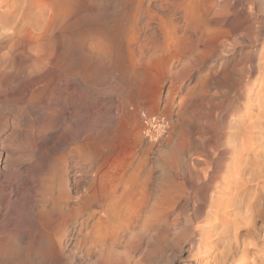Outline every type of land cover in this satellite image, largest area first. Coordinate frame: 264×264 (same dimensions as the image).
<instances>
[{
    "label": "rangeland",
    "instance_id": "374dc122",
    "mask_svg": "<svg viewBox=\"0 0 264 264\" xmlns=\"http://www.w3.org/2000/svg\"><path fill=\"white\" fill-rule=\"evenodd\" d=\"M136 1L45 0L49 16L41 20L47 24L33 29L39 39L29 40L28 31L13 40L0 33V180L6 189H0V202L9 199L15 214L10 233L0 242V264H193L200 255L196 230L208 223L205 209L203 214L194 209L203 200L201 183L175 200L172 195L186 186L184 169L189 164L206 166L210 175L215 170L216 177L219 173L213 183L221 178L231 162L228 127L242 109L243 94L250 92L252 81L264 93V0H211L212 16L223 22L222 32L205 49L194 36L186 39L183 6ZM159 3L162 7L154 8ZM78 77L84 83L76 81ZM141 112L162 116L166 130L155 139L147 138ZM66 118L70 121L64 122ZM53 131L61 133L50 138ZM38 134L48 142L42 143L44 135L39 139ZM27 139L36 145L34 154L25 151ZM68 147L78 152L62 158L59 154ZM133 166L138 169L128 178ZM74 171L79 173L78 182ZM2 204L0 215L7 206ZM168 204L173 206L160 209ZM21 229L27 230L25 236L36 233L33 242L20 241ZM78 231L79 239L74 240L71 234Z\"/></svg>",
    "mask_w": 264,
    "mask_h": 264
},
{
    "label": "bare ground",
    "instance_id": "6f19581e",
    "mask_svg": "<svg viewBox=\"0 0 264 264\" xmlns=\"http://www.w3.org/2000/svg\"><path fill=\"white\" fill-rule=\"evenodd\" d=\"M129 1V0H128ZM139 1V0H137ZM136 1V2H137ZM167 2L171 5L172 8H179L183 6V30L184 34L187 33L189 40H191L192 36H194V40L196 41L195 43L200 44L202 42V45L204 49L206 46L212 42V41H217L219 34L222 32V23L218 17H213L211 10L213 9V4L211 0H181L178 2H175L173 0H164V2ZM59 2V1H58ZM69 2V1H68ZM131 2V1H130ZM144 2V1H143ZM149 3V2H148ZM144 4V3H143ZM146 4V3H145ZM46 3L45 0H0V33L3 32L4 35L9 36L12 38L16 37H21L25 32V36L29 37V40H34L35 38H38L39 36H35L33 34V29L40 30L44 29L43 23L46 21H42V17L44 18L47 13L48 9L46 8ZM63 5V4H62ZM65 5V4H64ZM68 6V4H67ZM134 6V5H133ZM137 6V5H136ZM48 7V6H47ZM50 7V5H49ZM48 7V8H49ZM60 7V6H59ZM138 7V6H137ZM150 7V6H149ZM161 3L154 5V8H161ZM134 8V7H133ZM51 9V8H50ZM60 9V8H58ZM63 9V8H62ZM142 9V8H141ZM134 10V9H133ZM136 10V9H135ZM138 10V9H137ZM136 10V11H137ZM145 10V8L143 9ZM52 11V10H51ZM49 11V14L50 12ZM55 11V9H54ZM66 11V10H65ZM135 11V12H136ZM154 11V10H153ZM168 12V10H166ZM62 12V10H61ZM142 12V11H141ZM144 12V11H143ZM159 12V11H158ZM157 12V13H158ZM171 12V11H170ZM170 12L168 14L170 15ZM173 12V11H172ZM152 13V12H151ZM174 13V12H173ZM178 13V12H176ZM174 13V15L176 14ZM181 13V12H180ZM179 13V14H180ZM211 13V15H210ZM128 14V13H127ZM137 14V13H136ZM135 14V15H136ZM139 14V13H138ZM144 14V13H142ZM147 14V13H145ZM160 14V13H159ZM167 14V13H166ZM167 14V16H169ZM54 13L52 12V16ZM157 14H155L156 16ZM49 16V15H47ZM137 16V15H136ZM164 16V15H163ZM138 17V16H137ZM154 17V16H153ZM165 17V16H164ZM171 18V16H169ZM168 17V19H169ZM46 18V17H45ZM157 18H159V21H161V17L157 15ZM173 18V15H172ZM135 19V17H134ZM140 19V17L138 18ZM137 20V19H136ZM156 20V19H155ZM166 20V18L164 19ZM173 20V19H172ZM158 21V20H157ZM158 21V22H159ZM60 22V21H59ZM143 22V21H142ZM146 22V21H145ZM49 23V22H48ZM136 23V22H135ZM148 23V22H147ZM171 23V22H170ZM44 24H47L46 22ZM146 24V23H145ZM172 24V23H171ZM67 25V24H66ZM149 25V24H146ZM158 25V24H157ZM50 26V25H49ZM46 27V25L44 26ZM55 27V26H54ZM135 27V26H134ZM141 27V26H140ZM149 27V26H148ZM178 27V23L175 22L173 24L174 29ZM26 28V29H25ZM47 28V27H46ZM49 28V27H48ZM138 28V27H136ZM150 28V27H149ZM25 29V30H24ZM61 29V28H60ZM147 29V28H146ZM145 29V30H146ZM47 30V29H46ZM135 30V29H134ZM138 30V29H137ZM143 30V26H142ZM150 30V29H149ZM172 30V29H170ZM169 30V31H170ZM32 31V32H31ZM45 31V30H44ZM123 31V30H122ZM128 31V30H125ZM131 31V30H130ZM129 31V32H130ZM136 31V30H135ZM141 31V30H140ZM144 31V30H143ZM142 31V32H143ZM167 31V30H165ZM179 31V30H178ZM23 32V33H22ZM41 32V31H40ZM50 32V31H49ZM128 32V33H129ZM134 32V31H133ZM164 32V31H163ZM162 32V33H163ZM181 32V31H180ZM22 33V35H21ZM44 34V32H42ZM47 33V32H46ZM141 33V32H140ZM165 33V32H164ZM178 33V32H177ZM2 34V33H1ZM0 34V35H1ZM41 35V37L43 36ZM166 34V33H165ZM175 34V33H174ZM3 35V34H2ZM1 35V36H2ZM21 35V36H20ZM37 35V34H36ZM132 35V33H131ZM129 35V36H131ZM141 35V34H140ZM5 36V37H6ZM46 37V35L44 34ZM44 36L42 38H44ZM48 36V35H47ZM126 36V35H125ZM134 37V35H132ZM165 36V35H164ZM169 36V35H168ZM6 37V38H9ZM137 37V36H136ZM144 37V36H142ZM149 37V36H148ZM27 38V37H25ZM40 38V39H42ZM122 38V37H121ZM125 38V37H124ZM129 38V37H128ZM130 37V41H131ZM139 38V37H138ZM175 38V37H173ZM191 38V39H190ZM10 39V38H9ZM20 39V38H19ZM24 39V38H23ZM39 39V38H38ZM50 39V38H49ZM143 39V38H142ZM147 39V38H146ZM171 39V38H170ZM8 40V39H7ZM10 40V41H12ZM16 40V39H15ZM43 40V39H42ZM119 40V39H118ZM145 40V39H144ZM151 40V39H150ZM165 40V39H164ZM184 40V39H183ZM50 41V40H49ZM139 41V40H138ZM143 41V40H142ZM22 42V40H21ZM28 42V41H27ZM43 42V41H42ZM133 42V41H132ZM141 42V39H140ZM147 42V41H146ZM186 42V41H185ZM15 43H17L15 41ZM25 43V42H24ZM22 43V45L24 44ZM35 43V42H34ZM34 43H32L34 45ZM102 43V42H101ZM154 43V42H153ZM189 43V42H187ZM194 43V44H195ZM11 44V43H10ZM30 44V43H29ZM38 44V41H37ZM13 45V44H12ZM11 45V47H13ZM18 45V43H17ZM32 45V46H33ZM187 45V44H186ZM185 45V46H186ZM192 45V44H190ZM196 45V44H195ZM201 45V44H200ZM39 46V45H38ZM43 46V45H42ZM41 46V47H42ZM91 46V45H90ZM175 46V45H174ZM198 46V45H197ZM34 47V46H33ZM40 47V46H39ZM45 47V46H44ZM93 47V46H92ZM31 47L29 46V49ZM37 48V47H36ZM35 48V50H36ZM185 48V47H184ZM187 48V46H186ZM198 48V47H197ZM200 48V46H199ZM28 49V48H26ZM39 49V48H38ZM43 49V48H42ZM16 50V49H15ZM34 50V49H33ZM202 50V49H201ZM13 51V50H12ZM32 51V50H31ZM31 51H29L31 53ZM42 51V50H41ZM44 51V49H43ZM184 51V50H183ZM264 51V50H263ZM8 53V52H7ZM18 53V52H17ZM21 53V52H20ZM33 53V51H32ZM36 53V52H35ZM39 53V52H38ZM41 56L43 55V52H41ZM45 53V52H44ZM260 54V53H259ZM31 55V54H30ZM37 55V54H36ZM39 55V54H38ZM39 55V56H40ZM48 56L47 54H45ZM32 56V55H31ZM38 56V57H39ZM44 56V57H46ZM53 57L51 54L49 57ZM34 57V56H33ZM43 57V56H42ZM41 57V59H42ZM50 58V59H51ZM48 59V58H47ZM38 60V59H37ZM49 60V59H48ZM56 60V59H55ZM54 60V61H55ZM51 61V60H49ZM264 61V60H263ZM35 63V62H34ZM37 64V63H36ZM40 64V63H38ZM38 64L34 66L38 67ZM44 64V63H43ZM41 65V64H40ZM45 65V64H44ZM43 65V66H44ZM264 65V62L262 63ZM261 65V66H262ZM42 66V67H43ZM41 67V66H40ZM39 67V70L42 68ZM45 67V66H44ZM46 68V67H45ZM48 68V66H47ZM59 68V67H58ZM51 69V68H50ZM48 69V70H50ZM57 69V68H56ZM31 70V69H30ZM34 70V69H32ZM45 71V70H44ZM55 71V70H54ZM61 71V70H60ZM29 72V71H28ZM32 72V71H31ZM37 72V70H36ZM41 73L42 70H40ZM46 72V71H45ZM51 72V71H50ZM73 72V71H72ZM87 72V71H86ZM34 73V72H33ZM38 73V72H37ZM35 73L34 75H36ZM57 73V70L55 71ZM63 73V72H62ZM28 74V73H27ZM50 73H48L49 75ZM52 74V73H51ZM79 74V73H78ZM25 75V74H24ZM53 75V74H52ZM56 75V74H55ZM54 75V76H55ZM77 75V73L75 74ZM33 76V75H32ZM38 76V75H37ZM47 77V75H45ZM61 76V75H60ZM64 76V74H63ZM36 77V76H35ZM33 77V78H35ZM43 77V76H42ZM45 77V78H46ZM52 77V76H51ZM57 77V76H56ZM74 77V76H72ZM41 78V77H40ZM48 78V77H47ZM53 78V77H52ZM55 78V77H54ZM62 78V77H61ZM255 78V77H254ZM259 78V77H258ZM262 78V77H261ZM53 80V79H52ZM76 81L82 84L81 78H76ZM251 80V79H250ZM257 81V78H255ZM174 82V81H173ZM84 83V82H83ZM250 83V82H249ZM259 83V82H258ZM51 84V82H50ZM55 84V83H54ZM71 83H69L70 85ZM248 84V83H247ZM53 85V84H52ZM57 85V84H56ZM68 85V86H69ZM244 85V84H243ZM246 85V84H245ZM251 88L250 92L243 94V103L241 104V111L240 113L232 120L231 124L229 125V131H228V137L226 138L228 143H227V151L229 149V155L231 156V162H228L229 164L224 167V169L221 171L223 172L220 175V179H218L217 182L213 183L214 178L217 176L216 174L210 175L209 173L211 170H209L206 166L200 167L199 163L196 165L195 163L189 164L187 167V184L186 186L183 185V188H180L177 190V192L172 195V199L175 200L178 196L181 194L183 195L188 194V190L193 189L196 184L200 185L198 182L201 183L199 186L198 190L200 189L201 192H203L204 196L203 200L200 199L201 201L194 205V209L196 212H200L203 210L204 212V222H208L206 225H198V236H199V243H201V252L199 256H197L194 259L193 264H264V149L261 147L264 144V93L260 94L261 88L260 87H255V82H251ZM46 84V88H47ZM51 86V85H50ZM54 86V85H53ZM65 86V84H64ZM74 87V85H72ZM80 86V85H79ZM247 86V85H246ZM260 86V85H259ZM58 87V86H57ZM60 87V86H59ZM72 87V88H73ZM82 87V86H81ZM249 89V85L247 86ZM55 88V87H54ZM63 88V87H62ZM260 88V89H258ZM41 89V88H40ZM39 89V90H40ZM51 89V87H50ZM61 89V88H60ZM64 89V88H63ZM66 89V88H65ZM70 89V86L69 88ZM56 90V89H55ZM62 90V89H61ZM32 91V90H31ZM46 91H48L46 89ZM50 91V90H49ZM48 91V92H49ZM64 91V90H63ZM245 91V90H244ZM249 91V90H248ZM66 92V91H65ZM27 93V92H26ZM30 93V92H29ZM50 93V92H49ZM61 93V92H60ZM63 93V92H62ZM69 93V92H68ZM67 93V94H68ZM72 93V92H71ZM70 93V94H71ZM75 93V92H74ZM244 93V92H243ZM21 94V93H20ZM36 94V93H35ZM57 94V93H56ZM65 94V93H64ZM69 94V95H70ZM28 95V94H27ZM62 95V94H61ZM72 95V94H71ZM81 95V94H80ZM22 96V95H20ZM51 96V94H50ZM27 97V96H26ZM53 97V94H52ZM68 97V95H67ZM29 98V97H28ZM51 99V97H49ZM62 98V97H61ZM65 98V96H64ZM63 98V100H64ZM69 98V97H68ZM54 100H57L53 98ZM28 100V99H27ZM60 100V98L58 99ZM66 100V99H65ZM71 100V99H70ZM57 106V105H56ZM63 106V105H62ZM240 107V105H239ZM59 109V108H58ZM54 109V110H58ZM64 110V109H63ZM238 110V109H237ZM50 111V110H49ZM59 111V110H58ZM48 112V111H47ZM46 112V113H47ZM52 112V111H51ZM62 112V111H61ZM59 112V113H61ZM64 112V111H63ZM237 112V111H236ZM58 113V114H59ZM57 114V113H56ZM55 114V115H56ZM57 114V115H58ZM64 114V113H63ZM237 114V113H235ZM45 115V114H44ZM48 115V114H46ZM50 115V114H49ZM52 115V114H51ZM61 115V114H60ZM131 115V114H130ZM66 117V115H64ZM113 116V114H112ZM128 116V115H127ZM57 117V116H55ZM63 117V116H62ZM54 118V116L52 117ZM61 118V117H60ZM113 118V117H112ZM44 119V118H43ZM48 120V119H47ZM46 120V121H47ZM54 120V119H53ZM63 120V119H61ZM69 119L66 118V120H63L64 122ZM112 120V119H111ZM140 120L143 126V134L150 139H155L158 136H160L167 127V122L162 116L159 115H151L147 114L145 112L140 113ZM42 121V119H41ZM45 121V123H46ZM52 121V120H51ZM62 121V122H63ZM70 121V120H69ZM44 121L41 122V124ZM61 122V123H62ZM44 123V124H45ZM53 123V122H52ZM51 123V124H52ZM59 123V122H58ZM59 123V124H61ZM68 123V122H67ZM40 124V125H41ZM49 124V123H47ZM57 124V122L55 123ZM44 126V125H43ZM46 126V125H45ZM44 126V128H45ZM50 126V125H49ZM61 126V125H58ZM58 126H55V129L58 128ZM102 126V125H101ZM104 126V125H103ZM107 126V125H106ZM52 127V125L50 126ZM48 127V128H50ZM54 127V125H53ZM108 127V126H107ZM110 127V126H109ZM40 128V127H39ZM47 128V126H46ZM60 128V127H59ZM43 129V128H41ZM51 129V128H50ZM39 130V129H37ZM49 130V129H48ZM68 130V128H67ZM107 130V129H106ZM46 131V130H45ZM103 131V130H102ZM105 131V129H104ZM37 132V131H36ZM40 133V131H38ZM48 132V131H47ZM50 132V131H49ZM97 132V131H96ZM107 132V131H106ZM105 132V133H106ZM61 133V132H59ZM58 131H53L50 133L48 136L50 138L56 137V134H59ZM103 133V132H102ZM99 133H97L98 135ZM110 134V133H109ZM39 135V134H38ZM38 135H36L38 137ZM41 135V134H40ZM39 135V136H40ZM44 135V134H43ZM40 136L39 139H41ZM86 135V134H85ZM105 135V134H104ZM111 135V134H110ZM34 136V138L36 137ZM58 136V135H57ZM87 136V135H86ZM85 136V137H86ZM102 136V135H101ZM227 136V135H226ZM92 137V135H91ZM95 137V136H94ZM98 137V136H97ZM105 138V137H104ZM46 139L47 137L42 138L41 142L46 143L48 142ZM88 139V138H87ZM92 139V138H91ZM106 139V138H105ZM37 140V139H36ZM57 140V138H56ZM61 140V139H60ZM84 140V139H83ZM26 141V140H25ZM24 141V143H25ZM40 141V140H39ZM71 141V140H70ZM61 142V141H60ZM65 142V141H62ZM85 141L84 143H86ZM107 142V141H106ZM68 143V142H67ZM71 143V142H70ZM69 143V144H70ZM77 143V142H76ZM83 145V142H80ZM108 143V142H107ZM226 143V142H225ZM34 141L32 142L31 140L26 141L25 144V151L27 153H33L36 145H34ZM57 144V143H55ZM68 144V145H69ZM90 144V143H89ZM58 145V144H57ZM61 145V144H60ZM76 145V144H75ZM107 145V144H106ZM44 146V145H43ZM62 146V145H61ZM84 147H87L83 145ZM102 146V145H101ZM63 147V146H62ZM66 147V145H65ZM78 147V146H76ZM90 147V146H89ZM92 147V146H91ZM90 147V148H91ZM94 149L96 148V145L93 146ZM104 146L101 147V149ZM225 148V146H223ZM22 148V147H21ZM40 148V147H39ZM38 148V149H39ZM69 148V147H68ZM65 149L62 151L60 156L64 158L68 152V155L70 154L69 152H78L75 151V148H69ZM81 148V147H80ZM97 148H99L97 146ZM105 148V147H104ZM222 148V149H224ZM56 149V148H55ZM79 149V148H78ZM87 149V148H86ZM85 149V151H87ZM106 149V148H105ZM81 150V149H80ZM84 150V149H83ZM44 151V150H43ZM50 151V150H49ZM96 151V149H95ZM223 151V150H222ZM221 151V152H222ZM38 154H40L41 150H37ZM52 152V151H51ZM81 152V151H80ZM84 152V151H83ZM97 152V151H96ZM94 152V153H96ZM99 153L101 151H98ZM97 152V153H98ZM225 152V151H224ZM42 153V152H41ZM85 153V152H84ZM109 153V150H108ZM228 153V152H226ZM77 154V153H76ZM83 154V153H80ZM86 154V153H85ZM90 154V152L88 153ZM92 154V152H91ZM102 154V153H101ZM100 154V155H101ZM225 154V153H224ZM29 155V154H28ZM52 155V154H51ZM111 155V154H110ZM39 156V155H38ZM58 156V155H57ZM75 156V155H74ZM77 156V155H76ZM81 156V155H80ZM86 156V155H85ZM102 156V155H101ZM215 156V155H214ZM88 158V156H86ZM93 157V156H92ZM110 157V156H108ZM226 157V155H225ZM43 158V157H42ZM61 158V157H60ZM59 158V159H60ZM79 158V157H78ZM77 158V159H78ZM83 158V157H82ZM81 158V159H82ZM90 158V155H89ZM97 158V157H96ZM95 158V159H96ZM101 158V157H99ZM98 158V159H99ZM106 158V157H105ZM66 159V158H65ZM93 159V158H92ZM90 159V160H92ZM197 159V158H196ZM198 162H201V159H197ZM42 160V159H41ZM79 160V159H78ZM77 160V161H78ZM89 160V159H88ZM105 160V159H104ZM194 160V159H193ZM74 161V160H73ZM72 162V161H71ZM81 162V161H79ZM78 162V163H79ZM83 162V160H82ZM90 162V161H89ZM77 163V162H76ZM77 163V164H78ZM87 163V162H84ZM83 163V164H84ZM102 163V161H101ZM75 164V162H74ZM82 164V163H81ZM92 164V162L90 163ZM98 164V163H97ZM201 164V163H200ZM50 165V164H49ZM71 165V164H70ZM106 165V164H105ZM76 166V165H75ZM90 166V165H89ZM94 166V165H93ZM92 166V167H93ZM99 166V165H98ZM109 166V165H108ZM77 167V166H76ZM97 167V166H96ZM134 167V166H133ZM72 168V167H70ZM85 168V167H84ZM89 168V167H87ZM122 168V167H121ZM120 168V169H121ZM78 169V168H77ZM76 169V170H77ZM81 169V168H80ZM96 169V168H95ZM100 169V167H99ZM132 169V168H131ZM138 168L135 166L131 174H129L128 178H131L132 176L135 175V170ZM74 170V169H73ZM66 171V170H65ZM68 171V170H67ZM83 171V170H82ZM115 171V170H114ZM69 172V171H68ZM94 172V171H93ZM99 172V171H98ZM103 172V171H102ZM150 172V171H149ZM219 172V171H218ZM54 173V172H53ZM65 173V172H64ZM74 177L78 176L79 173L77 174L76 171L73 172ZM82 173V172H81ZM85 173V171H84ZM89 173V172H87ZM101 174V171H100ZM117 174V173H116ZM123 174V173H122ZM121 174V175H122ZM147 174V172H146ZM149 174V173H148ZM185 174V173H184ZM218 177H219V173ZM88 175V174H87ZM103 175V174H102ZM124 175V174H123ZM137 175V174H136ZM65 176V175H64ZM92 176V175H91ZM126 176V175H125ZM24 175H20L19 178L24 179ZM68 177V176H67ZM87 177V176H86ZM96 177V176H95ZM121 177V176H120ZM123 177V176H122ZM127 177V176H126ZM185 177V176H184ZM216 177V178H218ZM53 178V177H52ZM83 178V177H81ZM91 178V177H90ZM31 179V178H30ZM69 179V178H68ZM137 179V178H136ZM55 180V179H54ZM77 182L80 181L79 178H76ZM121 180V178H120ZM126 180V179H125ZM185 180V179H184ZM74 181V180H73ZM100 181V179H99ZM139 181V180H138ZM122 182V180H121ZM132 182V181H131ZM144 183L143 181H141ZM147 182V181H146ZM89 183V182H88ZM94 183V182H93ZM135 183V182H134ZM129 184V183H128ZM147 184V183H146ZM90 185V184H89ZM93 185V184H92ZM135 185V184H134ZM181 185V183H180ZM197 185V186H198ZM68 186V185H67ZM66 186V187H67ZM86 186V185H85ZM115 186V185H114ZM127 186V185H125ZM142 186V185H140ZM185 186V187H184ZM94 187V186H93ZM101 187V186H100ZM105 187V186H104ZM131 187V186H130ZM139 187V186H138ZM137 187V188H138ZM143 187V186H142ZM141 187V188H142ZM181 187V186H179ZM28 188V187H27ZM89 188V187H88ZM87 188V190H88ZM91 188V187H90ZM195 188V187H194ZM0 189H2L4 192L5 186L4 183L0 180ZM86 189V188H85ZM95 189V188H94ZM102 189V188H101ZM107 189V187H106ZM132 189V187H131ZM134 189V188H133ZM132 189V190H133ZM139 189V188H138ZM65 190V187H64ZM69 190V189H68ZM110 190V189H109ZM141 190V189H140ZM143 190V189H142ZM199 190V191H200ZM66 191V190H65ZM85 191V190H84ZM101 191V190H100ZM108 191V190H107ZM115 189L112 191L114 192ZM193 191V190H192ZM33 192V191H30ZM92 192V191H91ZM106 192V191H105ZM124 192V191H122ZM175 192V190H174ZM172 192V193H174ZM198 192V191H196ZM200 192V194H201ZM36 193V192H35ZM171 193V194H172ZM190 193V192H189ZM199 193V192H198ZM197 193V194H198ZM64 193L63 195H65ZM71 194V193H70ZM80 194V193H79ZM92 194V193H91ZM97 194V193H95ZM195 194V193H194ZM19 195V194H18ZM84 195H86L84 193ZM100 195V194H99ZM122 195V194H121ZM202 195V194H201ZM29 196V195H27ZM69 196V195H68ZM103 196V195H101ZM110 196V195H109ZM114 196V194H113ZM117 196V195H116ZM115 196V197H116ZM60 197V196H58ZM67 197V196H66ZM77 197V196H76ZM94 197V196H93ZM119 197V196H117ZM116 197V198H117ZM121 197V196H120ZM171 197V196H170ZM200 197V198H201ZM97 198V197H96ZM106 198V197H105ZM146 198V197H145ZM180 198V197H179ZM4 199V201H3ZM51 199V198H50ZM104 199V198H103ZM112 199V198H111ZM115 199V198H114ZM143 199V198H142ZM61 200V199H60ZM95 200V199H94ZM100 200V199H99ZM102 200V199H101ZM39 201V199H38ZM105 201V200H104ZM133 201V200H132ZM6 203L7 206L2 210L1 215H0V235L4 233L3 237L0 236V242L3 240L6 235V233L9 231L10 226L13 224L15 221V214H12L13 207L8 203L9 199L7 198H2V201L0 204ZM57 202V200H56ZM67 202V201H66ZM117 202V199H116ZM43 203V202H42ZM45 203V202H44ZM61 203V202H60ZM92 203V202H91ZM96 203V202H95ZM39 204V203H38ZM41 204V202H40ZM57 204V203H55ZM98 204V203H97ZM141 204V203H140ZM149 204V203H148ZM3 205V204H2ZM90 205V203H89ZM102 205V204H101ZM105 205V203H104ZM170 205L168 204L165 206H161V210L165 211L170 209ZM44 206V205H42ZM85 206V205H84ZM88 206V204H87ZM106 206V205H105ZM140 208L142 205H139ZM173 206V205H172ZM171 206V208H172ZM1 207V206H0ZM3 207V206H2ZM39 207V206H38ZM58 207V206H57ZM132 207V206H131ZM136 207V206H135ZM33 208L34 205H33ZM41 208V207H40ZM45 209V206L43 207ZM56 208V207H55ZM143 208V206H142ZM46 210V209H45ZM71 210V209H70ZM140 210V209H139ZM138 210V211H139ZM27 211V210H26ZM49 211V210H48ZM47 211V212H48ZM68 211V210H67ZM66 211V212H67ZM103 211V210H102ZM141 211V210H140ZM43 212V210H42ZM40 212V213H42ZM53 212V211H52ZM63 212V211H62ZM61 212V213H62ZM70 212V211H69ZM68 212V213H69ZM142 212V211H141ZM200 212V213H202ZM14 213V212H13ZM46 213V212H45ZM42 213V214H45ZM198 214V213H197ZM203 214V213H202ZM47 215V214H46ZM132 215V214H131ZM49 216V215H48ZM202 218V215H200ZM200 218V219H201ZM17 221V220H16ZM51 221V219H50ZM106 221V220H105ZM48 222V220H47ZM16 223V222H15ZM51 223V228H52V221ZM93 223V222H92ZM110 223V222H109ZM201 223V221H200ZM34 224V223H33ZM21 225V224H20ZM50 225V224H48ZM13 226V225H12ZM29 226V225H28ZM195 227V226H194ZM24 228V227H23ZM31 227L26 226V229H29ZM36 228V227H35ZM45 228V227H43ZM49 228V227H47ZM50 228V229H51ZM20 230L19 234V239L22 243L25 242H33V238H35L37 235L34 232L33 235L31 232V236H25V232L27 230ZM40 229V228H39ZM38 229V230H39ZM41 230V229H40ZM39 230V231H40ZM43 231V230H42ZM41 231V233H42ZM48 231V230H47ZM46 231V232H47ZM94 231V230H93ZM64 228L60 230V233L63 234ZM10 233V231H9ZM85 233V232H84ZM93 233V232H92ZM195 233V232H194ZM44 234V231H43ZM40 235V234H39ZM38 235V236H39ZM49 235V233H48ZM72 238L74 240L79 239L78 237L80 236V232H76V234H71ZM15 236V232H14ZM44 236V235H43ZM46 236V235H45ZM53 235L51 234V237ZM42 237V236H40ZM50 238L49 236H47ZM83 237V236H82ZM92 237V236H91ZM95 237V236H94ZM38 238V237H37ZM44 238V237H43ZM42 238V239H43ZM112 238V237H111ZM114 238V237H113ZM198 238V237H197ZM39 239V238H38ZM52 239V238H51ZM49 239V240H51ZM82 239V238H81ZM85 239V238H84ZM45 240V239H44ZM83 240V239H82ZM105 240V239H104ZM105 242V241H104ZM47 243V242H46ZM62 243V242H61ZM61 246V245H60ZM89 246V245H88ZM196 248V247H195ZM199 251V250H198ZM196 254V253H195Z\"/></svg>",
    "mask_w": 264,
    "mask_h": 264
}]
</instances>
